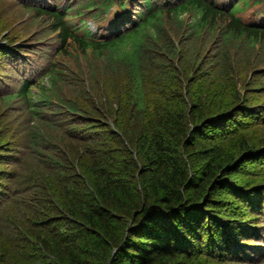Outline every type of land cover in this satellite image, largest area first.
Segmentation results:
<instances>
[{
    "label": "trees",
    "instance_id": "obj_1",
    "mask_svg": "<svg viewBox=\"0 0 264 264\" xmlns=\"http://www.w3.org/2000/svg\"><path fill=\"white\" fill-rule=\"evenodd\" d=\"M7 2L57 47L3 35ZM251 55L264 57V0H0V264L264 263V174L250 164L264 165V144L247 134L264 104L207 86ZM86 59L111 75L69 99ZM61 125L70 141L48 133Z\"/></svg>",
    "mask_w": 264,
    "mask_h": 264
},
{
    "label": "rangeland",
    "instance_id": "obj_2",
    "mask_svg": "<svg viewBox=\"0 0 264 264\" xmlns=\"http://www.w3.org/2000/svg\"><path fill=\"white\" fill-rule=\"evenodd\" d=\"M50 1H52V0H50ZM62 1H66V0H62ZM3 5L5 8L12 10V11H9V13L6 17L8 19V23L11 24L12 28L14 29L12 31V34H10L11 33L10 30H6V32L3 33V35H6L8 32V35H10V38H16L15 41L20 46L36 45L35 47L39 48V46H41L42 44H45V45L52 47V48H50L51 50H53L57 47L58 41H55L53 35L45 36V35L39 34V36H37L36 39L32 38L35 36L33 31L37 32L38 28L34 27V24L32 23L31 19L28 18L30 14L26 13V14H24L25 17H22L23 15L21 13L23 12V9L19 6L16 7L11 2L3 3L2 7H3ZM251 11H252V9L250 8L247 10V13H251ZM111 15H107V16L109 17ZM72 19L74 21V20H77L79 18L76 17V18H72ZM89 23L91 24L94 22H93V20H89ZM33 27H34V29H33ZM46 38L51 39L52 41H55V42L53 44L50 42H44ZM40 39H42V41L38 42ZM41 50L42 49H40L38 51H41ZM208 51L205 52L204 54H202V57L204 58L203 63H205L207 61V59H211V55L209 56L210 52H208ZM29 54L34 55V53H29ZM242 56H243V54H239L238 63L235 65V67L237 65H241L244 67V61L242 59ZM91 57L93 58L94 56H91ZM250 57L253 61L252 64L250 65V67L247 70H239L236 68V73L233 76L234 80L230 79L229 77L228 78L225 77V79L223 81L219 80V81L211 82L210 84H207V86L218 87L219 85H221L223 83H225V84H227V82H229V84L233 83L236 90L239 93H241L245 102H250L254 106H259V105L264 104V89L258 90L256 87H254L255 84H253V86H250V84H249L250 78L253 75L257 74L258 75L257 77H260V78H258L259 80L256 83H260L261 85L262 84L264 85V78H261L262 75L264 74V71L263 70H257V69H261V68L264 69V57L257 58V57H254L253 55H251ZM175 59H178L179 61L181 60V58H175ZM100 61H101V59H97V60L86 59V61L85 60L81 61V63L79 64V66L76 69H81L82 73L79 74V72H77L74 79L72 81H70V86L64 91V95L67 98L75 99L78 97V94H80L82 91H85V93H87V91L90 89V86H92L94 81H95V79L92 78V75L95 76V74H93V73H98V74L101 73L100 76H103L104 72L110 74V72L108 70H106L103 65L98 66L100 64ZM85 64H86V66H85ZM89 64H90V66H89ZM81 65H82V68H81ZM92 65H95L94 66L95 68H93ZM71 66L75 67L74 64ZM208 68L210 70H215V69L217 70L218 66H212L210 64V65H208ZM220 70H222V69H220ZM193 72H195L196 80H197V71H195L194 69H191V68L187 72H185L182 75V77L180 78V85H181V88H182L184 94L186 93V87L193 83V80H192ZM78 74H79V79H77ZM195 82L196 81L194 79V83ZM189 89H190V87H189ZM91 94H92V92H91ZM95 96H96V99L98 101L99 95L96 94ZM233 98H234V96H232V95H225L223 97V101H224V103L225 102L229 103ZM109 100L110 101L107 103V108H110V110H113V108L116 107V98H109ZM89 102L91 104L97 103L96 101L94 102L93 99H90ZM224 103L222 101L218 102L214 106L215 110L219 107L220 104L224 105ZM242 109H243V111H245V110L248 111L249 108H247V107L245 108L243 106ZM101 110L105 112L104 119H106V121L110 124V126L113 128L116 127L113 112L110 111L108 113L102 107H101ZM243 115H244V112H243ZM248 122H250L252 124L254 122H257V120L254 119V121H253L252 119H248ZM7 125H8V122H5L3 128L5 129L7 127ZM120 125H122V123ZM123 127H125V126L123 125ZM35 129H36V126H35ZM114 129L117 130L118 133L121 134V132L118 130V128H114ZM48 133L55 134L57 136L65 135L67 133L66 126L61 125V126L55 127L52 130L48 131ZM17 134L18 133H16V135ZM247 134L254 138L255 145L258 146L260 144H264V125L263 124L262 125H253L252 131H248ZM69 139H71L70 135H65V137L63 138V140H69ZM57 144L60 145L62 150L64 151V153L68 155V153H69L67 150L68 146L66 148L64 145H61L59 143H57ZM26 153H27V151L24 150V152L22 153V157H24ZM28 161H29V159H28ZM26 163H27V161L22 162L23 165ZM250 164H253V166L251 167L252 170H254V171L258 170L256 175H254V176L259 177V176H262L264 174V170H260V169L264 168V165H261L258 163H250ZM245 177L247 178V176H245ZM259 219H264V217H259ZM244 259H247V258L245 257ZM259 262H261V261H259ZM259 262L248 261L246 264H259ZM261 264H264V263H261Z\"/></svg>",
    "mask_w": 264,
    "mask_h": 264
},
{
    "label": "clouds",
    "instance_id": "obj_3",
    "mask_svg": "<svg viewBox=\"0 0 264 264\" xmlns=\"http://www.w3.org/2000/svg\"><path fill=\"white\" fill-rule=\"evenodd\" d=\"M78 17V16H77ZM76 18V17H75ZM79 19L77 20H74L75 22L79 21L80 20V17H78ZM72 19V18H71ZM73 20V19H72ZM89 20H93L94 23H89ZM73 21V22H74ZM86 29L88 31H90L92 34H100V24L98 23L97 20L95 19H92V18H87L86 20ZM107 33V32H106Z\"/></svg>",
    "mask_w": 264,
    "mask_h": 264
}]
</instances>
